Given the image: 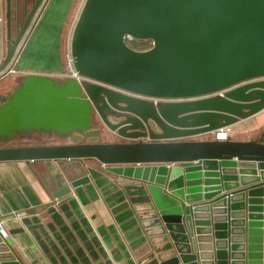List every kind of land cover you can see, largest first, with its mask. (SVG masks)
<instances>
[{"label": "water", "instance_id": "1", "mask_svg": "<svg viewBox=\"0 0 264 264\" xmlns=\"http://www.w3.org/2000/svg\"><path fill=\"white\" fill-rule=\"evenodd\" d=\"M44 1L32 0L13 33L6 0L0 75ZM124 33L151 45L134 49ZM70 51L99 82L22 74L0 92V161H65L55 198L111 172L123 195L112 211L129 207L149 246L138 264H264V132L179 139L264 107V0H84ZM33 131L72 141L5 145ZM102 132L116 140L90 139ZM9 235L0 264H24Z\"/></svg>", "mask_w": 264, "mask_h": 264}, {"label": "crops", "instance_id": "2", "mask_svg": "<svg viewBox=\"0 0 264 264\" xmlns=\"http://www.w3.org/2000/svg\"><path fill=\"white\" fill-rule=\"evenodd\" d=\"M11 1L14 4L16 0ZM50 1L53 0H45L11 64L23 73L40 72L62 76L58 74L63 71L62 66H52V71H41L32 69L23 61L25 58L22 52L27 50L25 45H32L38 52L44 44H50V37L46 43H43L45 37L43 41L39 38L38 41L33 39L28 42L36 21ZM62 2L66 10L72 0ZM5 9L6 0H0V60L6 51ZM63 25L60 18L57 22V13L45 23V28L49 26L48 29L56 35L55 57L59 59V30ZM44 52L47 53L45 56L50 53L47 49ZM17 83L10 85L11 88L0 85V92H9ZM227 128V135L231 139L259 136L264 132V107L249 116L237 119ZM213 133L214 131L193 134L179 139L212 138ZM32 134L43 133L33 131ZM57 137L34 141L35 138L29 136L26 139H14L12 143L71 142L69 137ZM87 164L101 168L95 160H89ZM64 166H67L65 161L59 164L52 159L0 161V211L5 215L23 211L22 216L11 225L21 227L22 230L9 235L16 255L24 264H138V259L148 251L149 246L135 214L129 207L112 211L113 205L123 199L121 191L113 181V174L104 170L102 175L72 187L69 192L55 198L51 192L68 183L63 175ZM69 176L72 173L66 175V178Z\"/></svg>", "mask_w": 264, "mask_h": 264}, {"label": "rangeland", "instance_id": "3", "mask_svg": "<svg viewBox=\"0 0 264 264\" xmlns=\"http://www.w3.org/2000/svg\"><path fill=\"white\" fill-rule=\"evenodd\" d=\"M30 1V0H29ZM84 0H72L71 5L66 8L65 10V4H63L62 0H53L50 1V3L44 8L42 11L40 17L36 21L34 28L31 31V37L28 39V42H31L33 39L34 41H38L40 38V41H43L44 37L46 38L43 43H46L49 38V46L44 44V47L40 49V51H36L35 48H32V45H25L27 46V50L25 52H22L24 55L26 65L31 67L32 69H38L41 71H52V66L57 67V66H62L64 67V53L66 50V47L68 44H70V36H71V31L73 28V25L75 23L76 17L79 13V10L82 6ZM45 2V1H44ZM44 4V3H43ZM57 13V22L59 21V18L63 20V27L62 29L59 30V39L60 42L58 43V51L60 54V58L55 57V48L57 47V40L55 38L56 35H54V32L52 30H49L45 28V23L50 20L51 17L54 16V14ZM55 26V25H53ZM13 33H15V30L12 29ZM24 47V48H25ZM49 50L50 53L48 56H45L47 53L44 52V50ZM25 49H23L24 51ZM26 54V56H25ZM57 60V61H56ZM24 74L21 70L19 71H7L4 74L0 75V85H7L9 88H11L14 84V82H18L20 80V77ZM63 77V76H61ZM12 85V86H10ZM7 88V87H6ZM5 89V88H4ZM8 90H5L4 93H7ZM48 135L47 137H44ZM34 139V141H46L49 139H52L57 136L52 134V138H49V134H32L31 135ZM43 137V138H42ZM103 132L97 137L99 141H104V139H109V140H116L112 137L110 139L109 137H105ZM28 138V137H27ZM58 138V137H57ZM56 138V139H57ZM96 138V137H91ZM16 140H21V139H16Z\"/></svg>", "mask_w": 264, "mask_h": 264}, {"label": "built area", "instance_id": "4", "mask_svg": "<svg viewBox=\"0 0 264 264\" xmlns=\"http://www.w3.org/2000/svg\"><path fill=\"white\" fill-rule=\"evenodd\" d=\"M123 40L127 45L134 49H144L147 48L151 45V39L150 38H135L130 34L124 33L122 36ZM64 68L63 71L59 72L58 74L67 77L71 76L74 77L76 80H78L80 83L83 81H95L99 82L93 78L84 76L80 74L74 64H73V57L71 55L70 51V44L66 47L65 53H64ZM8 71H19L12 66ZM152 100L155 101V98H152ZM228 133V128L227 127H218L217 129L214 130L213 136L218 139L225 138ZM23 211H15L10 214H7L3 217L0 218V236L4 239L6 238L9 233L8 229L13 225V221L20 218L22 216Z\"/></svg>", "mask_w": 264, "mask_h": 264}, {"label": "flooded vegetation", "instance_id": "5", "mask_svg": "<svg viewBox=\"0 0 264 264\" xmlns=\"http://www.w3.org/2000/svg\"><path fill=\"white\" fill-rule=\"evenodd\" d=\"M32 4V0H19L15 1L14 4L11 1V6L13 10V24H12V29L14 27L15 33L17 31V26L18 24L24 19L26 14L28 13L30 7ZM6 18V17H5ZM85 140V139H83ZM72 141V140H71Z\"/></svg>", "mask_w": 264, "mask_h": 264}, {"label": "trees", "instance_id": "6", "mask_svg": "<svg viewBox=\"0 0 264 264\" xmlns=\"http://www.w3.org/2000/svg\"><path fill=\"white\" fill-rule=\"evenodd\" d=\"M32 134H30L29 136H31ZM22 139H24V138H22ZM26 139V138H25ZM31 144V143H30ZM5 145H19V144H13L12 143V140L11 141H8V142H6L5 143Z\"/></svg>", "mask_w": 264, "mask_h": 264}]
</instances>
